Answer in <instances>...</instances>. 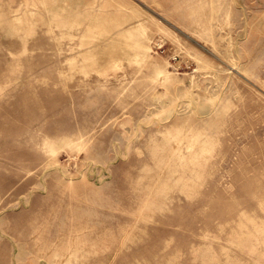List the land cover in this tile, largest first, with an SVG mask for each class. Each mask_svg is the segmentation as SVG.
I'll use <instances>...</instances> for the list:
<instances>
[{
  "label": "rangeland",
  "instance_id": "obj_1",
  "mask_svg": "<svg viewBox=\"0 0 264 264\" xmlns=\"http://www.w3.org/2000/svg\"><path fill=\"white\" fill-rule=\"evenodd\" d=\"M0 264H264V0H0Z\"/></svg>",
  "mask_w": 264,
  "mask_h": 264
}]
</instances>
